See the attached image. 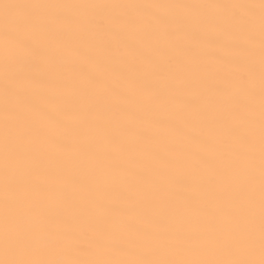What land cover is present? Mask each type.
I'll return each instance as SVG.
<instances>
[{"label": "snow or ice", "instance_id": "1", "mask_svg": "<svg viewBox=\"0 0 264 264\" xmlns=\"http://www.w3.org/2000/svg\"><path fill=\"white\" fill-rule=\"evenodd\" d=\"M0 264H264V0H0Z\"/></svg>", "mask_w": 264, "mask_h": 264}]
</instances>
